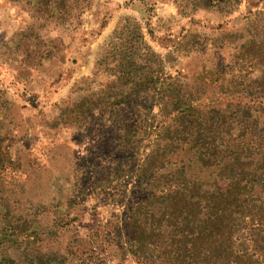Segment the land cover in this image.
<instances>
[{
	"label": "rangeland",
	"instance_id": "rangeland-1",
	"mask_svg": "<svg viewBox=\"0 0 264 264\" xmlns=\"http://www.w3.org/2000/svg\"><path fill=\"white\" fill-rule=\"evenodd\" d=\"M231 3L225 15L190 0H0V264L146 263L130 252L125 223L156 188L144 186L153 173L143 163L173 114L163 118L149 98L123 103L112 118L108 95L122 99L132 83L109 41L130 24L121 35L142 53L134 17L174 79L170 91L178 83L202 108L244 102L236 95L263 69V50L249 49L264 41V0ZM131 107L139 140L127 150ZM255 235L242 229L238 242L262 258ZM150 252L152 263H165L159 248Z\"/></svg>",
	"mask_w": 264,
	"mask_h": 264
},
{
	"label": "trees",
	"instance_id": "trees-1",
	"mask_svg": "<svg viewBox=\"0 0 264 264\" xmlns=\"http://www.w3.org/2000/svg\"><path fill=\"white\" fill-rule=\"evenodd\" d=\"M57 1L61 4L66 0ZM190 2L194 8L215 6L225 15L236 7L231 0ZM125 20L130 22L128 17ZM132 22L137 28L131 31L135 41L141 43L142 53L134 55L133 37L121 35L123 27L129 29L130 24L118 27L109 41L113 49L119 44L124 83H132L131 91L122 99L108 95L114 98L110 102L112 118L123 103L130 106L134 99L149 98L159 105L163 118L173 115L171 122L160 125L157 147L143 163V173L156 175H147L143 180L148 185L144 186L156 188H147L145 196L129 210L125 230L130 252L142 257L145 264H154L150 251L157 248L164 264H261L264 255L256 257L251 248L238 242V237L242 229L252 227L256 234L253 246L261 256L264 254V119L258 115L264 113L263 39L258 45L252 41L249 49L263 50V69L250 79L246 95H236L246 101L228 103L223 108H202L194 105V99L187 97L178 83L170 93L174 79L164 75L163 58L147 44L136 18ZM139 72L144 73L137 81ZM252 84L256 89L250 88ZM167 96L173 100L172 106ZM130 111L132 117L124 128L127 134L122 142L127 150L139 140L133 131L140 115L133 107ZM184 151L191 156L185 158Z\"/></svg>",
	"mask_w": 264,
	"mask_h": 264
}]
</instances>
